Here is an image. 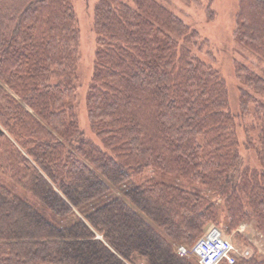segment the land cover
<instances>
[{
  "label": "trees",
  "instance_id": "1",
  "mask_svg": "<svg viewBox=\"0 0 264 264\" xmlns=\"http://www.w3.org/2000/svg\"><path fill=\"white\" fill-rule=\"evenodd\" d=\"M92 28L85 106L100 145L72 106L70 0H0V176L13 184L0 177V264H197L177 247L208 226L252 222L264 237V78L235 64L257 156L243 165L225 80L195 52L206 39L157 0H97ZM233 36L264 61V0H237ZM148 170L201 191L153 178L128 186ZM246 246L234 264H264Z\"/></svg>",
  "mask_w": 264,
  "mask_h": 264
},
{
  "label": "rangeland",
  "instance_id": "2",
  "mask_svg": "<svg viewBox=\"0 0 264 264\" xmlns=\"http://www.w3.org/2000/svg\"><path fill=\"white\" fill-rule=\"evenodd\" d=\"M157 1L181 18L190 29L197 31L201 40H207V44L203 46L204 48L202 47L203 50H195V52L204 61L210 63L225 80L229 110L233 114L236 124L239 141L238 149L242 157V163L243 165L257 166V156L254 148L245 143L247 132H244V127L248 126L251 120L247 116L239 115V86L241 83L236 76L235 64L243 63L264 78V61L242 46L233 36L237 0H199L201 4L185 3L182 0ZM70 2L76 14L79 30L77 81L75 99L72 106L78 128L83 135L93 143L100 145L99 139L90 128L85 106L86 91L93 70L95 33L92 28V22L93 7L97 0H70ZM0 177L7 186L13 185L7 178L2 175ZM152 178L164 183L178 185L185 189L201 191L200 186L192 179L175 177L157 170H148L133 177L128 186H134ZM15 190L20 194H18L19 196L22 195L32 202L33 198L26 194L25 191L19 187H15ZM209 195L211 196L210 192ZM104 199L106 198L100 199L99 203L104 202ZM211 199L216 204L220 202L219 199L212 196ZM47 212L49 216H52L50 211ZM221 218H224L223 214ZM216 227L221 229L223 236L235 247L236 258L241 255H247L249 252L246 241L258 250L260 257H264V237L256 231L254 223H242L230 233L225 232L226 229L222 224ZM238 235L242 236V238H239ZM192 245L180 246H184L189 250ZM189 256L196 260L194 256L190 254Z\"/></svg>",
  "mask_w": 264,
  "mask_h": 264
},
{
  "label": "built area",
  "instance_id": "3",
  "mask_svg": "<svg viewBox=\"0 0 264 264\" xmlns=\"http://www.w3.org/2000/svg\"><path fill=\"white\" fill-rule=\"evenodd\" d=\"M177 253L180 256H194L197 264H234L237 256L235 247L216 226L208 227L189 250L178 246Z\"/></svg>",
  "mask_w": 264,
  "mask_h": 264
}]
</instances>
